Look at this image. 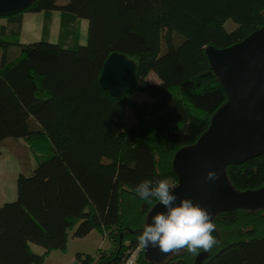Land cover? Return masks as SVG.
<instances>
[{"label":"trees","instance_id":"obj_1","mask_svg":"<svg viewBox=\"0 0 264 264\" xmlns=\"http://www.w3.org/2000/svg\"><path fill=\"white\" fill-rule=\"evenodd\" d=\"M55 10L73 18L66 35L51 42L47 30L41 40L22 42L26 12ZM4 18L0 146L24 139L37 163L19 174L17 198L0 206V264H44L71 235L94 229L106 233L111 249H99L96 259L79 252L80 263L196 264L202 250L162 260L147 254L138 236L158 201L140 199L135 188L144 179L178 182L176 155L199 140L228 100L206 48H226L263 27L264 0H35ZM113 52L139 69L118 97L99 81ZM139 95L146 97L141 115ZM227 172L240 190L264 187V153ZM212 223L218 240L201 264H264V206L224 211Z\"/></svg>","mask_w":264,"mask_h":264},{"label":"water","instance_id":"obj_2","mask_svg":"<svg viewBox=\"0 0 264 264\" xmlns=\"http://www.w3.org/2000/svg\"><path fill=\"white\" fill-rule=\"evenodd\" d=\"M34 1L0 0V17L23 11ZM206 53L226 89L228 100L214 113L199 140L176 155L179 182L173 191L209 210L213 221L224 211L264 206V187L240 190L232 184L227 172L228 166L264 153V26L226 48L210 45ZM138 70L134 59L113 52L104 62L99 81L104 89L118 97ZM209 169L217 171L219 178L205 183L203 179ZM157 211H165L159 202L150 210L147 223L152 222ZM212 235L218 240L216 229ZM145 249L155 260L175 252L161 253L151 245ZM208 256L209 252L202 250L196 264Z\"/></svg>","mask_w":264,"mask_h":264},{"label":"clouds","instance_id":"obj_3","mask_svg":"<svg viewBox=\"0 0 264 264\" xmlns=\"http://www.w3.org/2000/svg\"><path fill=\"white\" fill-rule=\"evenodd\" d=\"M219 178L218 172L209 169L203 179L207 183ZM178 185L167 179H144L135 188L140 199L154 198L165 211H157L152 222L146 223L138 236V242L145 248L151 245L161 253L184 249L196 255L200 250L210 251L217 243L212 235L215 225L211 213L192 198L178 196L173 190ZM179 201V202H177Z\"/></svg>","mask_w":264,"mask_h":264},{"label":"rangeland","instance_id":"obj_4","mask_svg":"<svg viewBox=\"0 0 264 264\" xmlns=\"http://www.w3.org/2000/svg\"><path fill=\"white\" fill-rule=\"evenodd\" d=\"M67 0H59L60 3H65ZM49 17V23L45 21V17ZM5 17V16H4ZM24 22L22 25V33L21 40L22 42H34L37 40H41L44 37L45 31L48 30V35L51 37V42H57L60 37L66 35L68 30L72 28V26H68L73 22L72 16L64 15L62 12L55 10L52 13L41 12H26L24 15ZM82 24L80 25L79 37L81 38V43H87L88 39V19H82ZM228 29H233L236 24L230 20L226 24ZM208 33L213 34V31L210 28L206 29ZM61 35V36H60ZM146 97L144 95H139L137 101L140 102V115L143 113L142 109L144 108L143 103ZM136 112V110H135ZM136 114L129 111V122L134 123L136 121ZM7 142V141H6ZM10 148L1 147L5 149L4 155L0 156V205L2 203L13 201L16 198L15 189L17 185V169L21 167V163L19 162L20 157H17L15 153V149L13 148V144L10 143L8 145ZM28 145H26L27 147ZM22 150V147H19ZM29 149V147H28ZM14 151V152H13ZM23 151V150H22ZM27 151V150H26ZM30 151V150H29ZM23 152L20 151V154ZM24 154V153H23ZM25 155H29L28 152H25ZM31 155V153H30ZM24 156V155H23ZM37 157V155H36ZM25 158V156H24ZM35 159V157H33ZM31 157L32 163H34V159ZM174 177H172L173 180ZM176 179V178H174ZM170 180V179H168ZM170 180L169 183H173L174 180ZM176 183V181L174 182ZM10 187V188H9ZM12 189V190H11ZM10 192V195L7 196V192ZM5 195V197H4ZM94 233L89 235L87 239H79L76 242L68 243L66 249L64 250V255L61 254L59 250L52 251L47 257L44 264H74L73 257L76 255V251H84L89 253L92 258H98L99 249H111V242L107 240L106 233H101L98 230L94 229ZM96 232V233H95ZM36 252L39 253V250H43V247L39 245H33ZM66 252V253H65ZM98 252V253H97ZM137 250L131 253L135 255ZM137 255V254H136ZM130 256V257H131ZM77 258V255H76ZM92 259L91 262H87L86 264H96V262ZM77 260V259H76ZM75 264H83L79 261H76ZM98 264V263H97Z\"/></svg>","mask_w":264,"mask_h":264},{"label":"crops","instance_id":"obj_5","mask_svg":"<svg viewBox=\"0 0 264 264\" xmlns=\"http://www.w3.org/2000/svg\"><path fill=\"white\" fill-rule=\"evenodd\" d=\"M25 18V17H24ZM24 22V21H23ZM4 24H6V18H4V17H0V27L2 26V25H4ZM22 36V35H21ZM7 141V142H6ZM6 141H4V144H2L1 146H0V148L1 147H5V148H10L8 145H10V143H12L13 144V148L16 150L15 151V155L17 156V157H20V158H18L19 159V162L21 163V167L20 168H16L17 169V179H18V176H19V174L20 173H22V172H24V173H28V172H30V170L31 169H33L34 167H35V165H36V163H37V161L33 158V156L32 155H30V151H29V149H28V146L26 147V142H25V140L24 139H14V138H9V139H7ZM19 147H22V150H20L19 149ZM27 150V151H26ZM20 151L21 152H23L22 154H20ZM5 152V149H2L1 151H0V156L1 155H4L3 153ZM14 152V151H13ZM25 152H28L29 153V155H25ZM25 156V158H24V156ZM31 157L34 159V163H32V160H31ZM10 188V187H9ZM12 190V189H11ZM11 190L9 191V192H7V196L8 195H10V192H11ZM15 194H16V198H17V185H16V189H15ZM4 197H5V195H4ZM15 198V199H16ZM15 199H13V200H15ZM12 201V200H11ZM9 202V201H8ZM6 203V202H5ZM4 203H2L0 206H2ZM94 233V231L92 230L88 235H86L85 237H74L73 235H71L70 236V239H69V242L68 243H72V242H76V241H78L79 239H87V237H89V235H91V234H93ZM96 233V232H95ZM33 248H34V246H33ZM35 250V249H34ZM65 250V249H64ZM64 250H59L60 252H61V254H63L64 255ZM35 251H38V250H35ZM44 251V249L43 250H39V252H43ZM79 252H81V253H86V252H84V251H76V255H77V253H79ZM66 253V252H65ZM76 255L73 257V260H74V264H75V262L77 261L76 260Z\"/></svg>","mask_w":264,"mask_h":264},{"label":"built area","instance_id":"obj_6","mask_svg":"<svg viewBox=\"0 0 264 264\" xmlns=\"http://www.w3.org/2000/svg\"><path fill=\"white\" fill-rule=\"evenodd\" d=\"M132 260V259H131ZM129 264H133L132 261H129Z\"/></svg>","mask_w":264,"mask_h":264},{"label":"bare ground","instance_id":"obj_7","mask_svg":"<svg viewBox=\"0 0 264 264\" xmlns=\"http://www.w3.org/2000/svg\"><path fill=\"white\" fill-rule=\"evenodd\" d=\"M178 182H179V176H178ZM178 182H177V183H178ZM177 183H176V184H177Z\"/></svg>","mask_w":264,"mask_h":264}]
</instances>
